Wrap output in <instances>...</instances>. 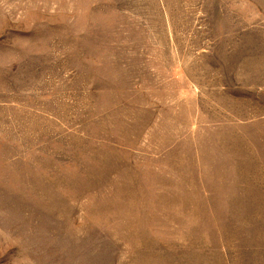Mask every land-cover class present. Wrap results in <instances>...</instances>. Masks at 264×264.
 Wrapping results in <instances>:
<instances>
[{"label": "rangeland", "instance_id": "obj_1", "mask_svg": "<svg viewBox=\"0 0 264 264\" xmlns=\"http://www.w3.org/2000/svg\"><path fill=\"white\" fill-rule=\"evenodd\" d=\"M0 264H264V0H0Z\"/></svg>", "mask_w": 264, "mask_h": 264}]
</instances>
